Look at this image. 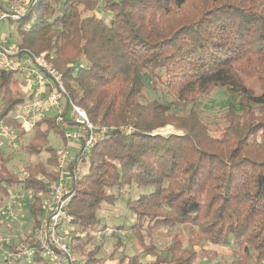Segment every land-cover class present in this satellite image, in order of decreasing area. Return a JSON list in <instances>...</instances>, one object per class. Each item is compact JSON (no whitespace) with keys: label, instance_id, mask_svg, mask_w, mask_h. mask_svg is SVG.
Listing matches in <instances>:
<instances>
[{"label":"trees","instance_id":"obj_1","mask_svg":"<svg viewBox=\"0 0 264 264\" xmlns=\"http://www.w3.org/2000/svg\"><path fill=\"white\" fill-rule=\"evenodd\" d=\"M16 28L17 45L44 54L91 122L113 129L84 156L69 204L87 231L73 242L82 264H193L215 255L205 244L228 248L236 264H264V0H35ZM214 88L226 95L218 135L196 107ZM25 100L19 77L0 69V120ZM167 125L181 133L157 131ZM63 131L51 116L36 122L23 151L46 156L22 178L0 151V195L29 192L30 229L6 250L35 245L57 177L49 134L65 145ZM118 202L131 220L101 223L98 211ZM181 225L184 237L176 231L162 249L144 240L142 231ZM106 226L131 232L139 251L125 253L115 233L106 257L103 244L88 245V231ZM33 260L47 264L39 250Z\"/></svg>","mask_w":264,"mask_h":264},{"label":"built area","instance_id":"obj_2","mask_svg":"<svg viewBox=\"0 0 264 264\" xmlns=\"http://www.w3.org/2000/svg\"><path fill=\"white\" fill-rule=\"evenodd\" d=\"M35 0H0V21H19L31 9ZM0 69L19 77V87L26 100L17 105L6 119L0 120V150L18 146V134H29L36 122L51 116L64 126L65 145L56 150L57 177L49 184L43 200V214L34 234L35 245H21L6 250L7 237L0 236V255L8 260L19 259L21 264H36V250L47 264H82L83 258L73 246L76 237L85 238L87 231H79L69 212L75 181L85 171L83 161L91 149L111 130V127L91 122L86 111L74 103L66 92L60 73L44 54H34L26 48L11 45L0 38ZM130 132L129 128H120ZM25 175V173L23 174ZM39 178H43L39 175ZM26 191L9 193L3 206L8 218L14 219V209L26 201ZM29 194V192L27 193ZM123 229L111 226L88 231L100 238Z\"/></svg>","mask_w":264,"mask_h":264},{"label":"rangeland","instance_id":"obj_3","mask_svg":"<svg viewBox=\"0 0 264 264\" xmlns=\"http://www.w3.org/2000/svg\"><path fill=\"white\" fill-rule=\"evenodd\" d=\"M16 23L17 22H11L8 20L0 21V38H5V40L11 45H16L20 41V37L17 33ZM236 75L240 78L241 82L251 85L254 84V90L258 91L259 86L257 85V82L255 81L252 75H244L239 73H237ZM149 95L150 97L155 96L152 94V92L149 93ZM225 99L226 95L223 93V91L219 88H214L208 97L202 99L196 105L197 109L201 112L205 121L208 122L210 130L213 131L215 135H218L217 129L220 126V114L222 113L221 106L225 103ZM189 106L190 105H188L186 109H188ZM157 131L161 134L181 133L179 130H176L170 125L158 129ZM29 134L24 135L18 140V146L16 149L6 147L2 149V151L0 150L1 152H3L7 165L11 168L12 171L18 174L19 178L24 177L23 174L25 172L24 170L21 171V169H23L25 165H27L29 162H36L38 160L43 161L46 156L45 153H41L40 155L34 156L23 151V146L25 145ZM49 141L54 147H56V149L64 145L62 138L59 135H55L54 133L49 134ZM131 189V195L133 196L135 195L136 190L134 187H132ZM149 190H151V187L139 188V192L141 193L147 192ZM114 192L116 193V190H114ZM27 193L28 192H25L26 201H29V194ZM5 200L6 196L0 195V236L7 237L9 239L8 244H15L16 241H18V238H21L24 235L25 231H28L30 229V225L29 222H26L25 220L21 219L22 216H24L25 212L24 210H22V205L20 206V204L14 209V214L16 215V218L12 220L11 218H8V215L4 212L3 209ZM98 216L101 218V223L107 224H110L111 222L115 224H121L127 223V221L131 220L126 208L119 202L116 207H106L102 210H99ZM186 229V225H181L179 227L173 226L154 228L149 233L150 235L147 234L148 231L142 232L143 235H145L144 240L146 243H153L159 249H162L165 244L170 242L172 235L176 233V231H180V233L182 234L181 236L184 237ZM114 233L118 234L120 240L122 241V243H124L125 253L133 254L139 251L140 245H137V242L131 232L123 229L122 231H120V233ZM11 234L13 236H11ZM87 241L89 243L88 245H97L99 243L103 244V256H107L110 250L111 243L109 238L101 236L97 239L90 235ZM196 247L198 246H195V248ZM204 247L211 251H215V255L211 257L200 256L197 261H195L193 264H236V255H234V253L231 252L228 248L213 246L209 244H205ZM0 256L3 257L2 255ZM118 256L119 254H116L114 258H117Z\"/></svg>","mask_w":264,"mask_h":264}]
</instances>
